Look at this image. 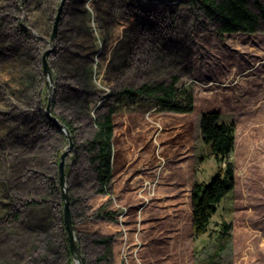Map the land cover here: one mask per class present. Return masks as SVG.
Listing matches in <instances>:
<instances>
[{
	"label": "rangeland",
	"instance_id": "374dc122",
	"mask_svg": "<svg viewBox=\"0 0 264 264\" xmlns=\"http://www.w3.org/2000/svg\"><path fill=\"white\" fill-rule=\"evenodd\" d=\"M59 2L0 0V264L67 259L61 198L51 192L54 158L67 141L41 118L48 92L41 55L51 45ZM248 7L260 13L256 0ZM218 28L190 0H65L49 54L52 108L75 127L70 154L77 160L66 159V184L86 264H106L98 259L105 245L95 241L104 236L114 237L112 264H195L213 249L223 223L231 225V239L221 264H264V21L254 33L221 34ZM174 74L176 87L193 93L191 113L118 93L144 82L169 83ZM109 108L115 110L113 150L123 142L129 156L150 154L140 157L151 161L147 181L126 180L132 209L117 177L107 194L97 193L83 147L97 116ZM208 110L235 125L228 156L235 186L198 236L191 226L192 185L209 181L224 165L200 136L198 119ZM99 207L116 215L99 217Z\"/></svg>",
	"mask_w": 264,
	"mask_h": 264
},
{
	"label": "trees",
	"instance_id": "16d2710c",
	"mask_svg": "<svg viewBox=\"0 0 264 264\" xmlns=\"http://www.w3.org/2000/svg\"><path fill=\"white\" fill-rule=\"evenodd\" d=\"M191 3L198 5L200 8L211 17L219 22L218 31L223 33H254L259 27V22L264 21V8L258 0L256 2L261 6L260 13L253 12L248 7V0H190ZM88 73L84 76L87 80ZM45 77V76H44ZM46 79V78H45ZM179 80L178 75H172L171 81L166 82H144L136 87H124L118 93L128 99H149L153 100L156 105L163 111L174 113H191L194 109L193 93L186 89L176 87ZM47 82V80H46ZM48 84V83H47ZM49 87V85H48ZM48 93V92H47ZM54 95V93H53ZM47 94L44 97L43 109L41 110V118L44 124L62 132L56 124L45 114L44 108L46 105ZM54 96H52L51 110L68 128L74 151L75 143V127L71 121L56 114L53 110ZM114 109L109 108L104 113H99L95 120L96 130L92 137L87 140L83 147L90 155V164L95 172L96 181L98 183L97 193L107 194L109 185L112 179V164H113V137H114ZM200 131L202 140L209 146L210 154L214 156L217 162L223 163V167H219L212 178L207 182H194L190 192L191 200V226L195 235H202L207 232V227L210 222L211 215L216 212L217 204L231 192L235 186V169L233 163L228 160L229 154L234 147L235 125L232 122L221 121V114L217 110H208L201 113L200 116ZM64 139L66 135L62 132ZM67 141V139H66ZM63 151V150H62ZM59 151L54 158V162L58 165L60 153ZM69 159L74 162L77 160V154L72 152ZM66 174L69 173L68 165H65ZM52 181V193L61 198V188L57 175ZM70 204L72 197L69 193ZM62 205V198L60 201ZM71 209V208H70ZM99 217L114 218L116 211L102 213L101 207L98 208ZM72 217V210H71ZM50 222V221H49ZM63 224V220L61 218ZM47 223L46 225H48ZM74 226V223H73ZM231 225L223 223L215 236V245L212 250L196 261L195 264H221L220 258L223 251L227 248V244L231 239ZM67 259L65 264H71L73 255L70 253L66 239ZM76 234V229L74 227ZM113 236H104L95 239L97 243L105 245V252L98 259H105L106 264H112L113 248L111 241ZM77 244L81 249L80 242ZM84 262V261H83ZM84 264H86L84 262Z\"/></svg>",
	"mask_w": 264,
	"mask_h": 264
},
{
	"label": "water",
	"instance_id": "95a60500",
	"mask_svg": "<svg viewBox=\"0 0 264 264\" xmlns=\"http://www.w3.org/2000/svg\"><path fill=\"white\" fill-rule=\"evenodd\" d=\"M64 3L65 0H60L56 10L55 17L53 19L51 34L48 40L49 44L51 45L48 46L41 55L43 75L45 76L47 83L49 85L44 112L56 124V126L66 135L67 145L60 153L59 162H58V180L61 188V198H62V220H63L64 230L66 233V239L69 246V250L70 253L73 255L75 264H84L80 252V248L76 241L74 226L71 217L69 192L67 190V184H66L65 165H66V159L72 150L73 141L71 134L68 128L66 127V125L56 115H54L51 110L54 86H53L51 67L49 63V54L54 49V41L57 36L58 27L60 25Z\"/></svg>",
	"mask_w": 264,
	"mask_h": 264
},
{
	"label": "crops",
	"instance_id": "0c3cea01",
	"mask_svg": "<svg viewBox=\"0 0 264 264\" xmlns=\"http://www.w3.org/2000/svg\"><path fill=\"white\" fill-rule=\"evenodd\" d=\"M198 127H199L200 136L202 139L199 119H198ZM115 134L116 133L114 132V135ZM121 143L122 144L117 143L116 149L113 150L114 155H113V164H112V177H117L119 181L124 184L118 191H120L123 194V199L126 200V202L128 201L127 203L132 209V207H134L136 204L134 203L135 198L133 195L128 196L129 192H132V190H131V187H126L128 186L126 185V180L131 176L133 177L144 176L143 178L146 179L144 181L145 182L147 181V177L150 174L149 164L151 163V161H149L147 158L141 159L140 157H150V154L149 153L144 154L143 152L142 156L136 155L135 153L132 156H129L127 155V153H125L126 144L123 142ZM141 194L145 195V193H141ZM133 240H134V237L132 234H130L129 241L131 244H133L134 242ZM113 254L116 255L115 248H113Z\"/></svg>",
	"mask_w": 264,
	"mask_h": 264
}]
</instances>
